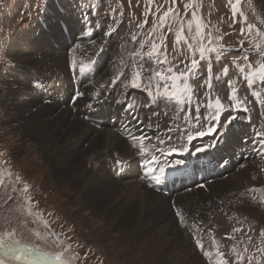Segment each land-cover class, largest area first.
I'll use <instances>...</instances> for the list:
<instances>
[{"label": "rangeland", "instance_id": "rangeland-1", "mask_svg": "<svg viewBox=\"0 0 264 264\" xmlns=\"http://www.w3.org/2000/svg\"><path fill=\"white\" fill-rule=\"evenodd\" d=\"M54 1L0 0V88H8L11 81H13L12 83L18 81L20 84V74L15 77L11 76V73L14 71L18 72L20 69L25 70L23 73H29L31 71H36L40 74L50 72V68L44 64L45 55L43 51H47V48L42 44V40H40V45L38 46L42 49L37 47L35 49V55L27 53V51L32 52L34 49L30 47L29 43H26L27 48L25 43L20 45V47L23 46L22 48H26L27 50L20 55L11 56L9 50L12 43L16 40V35H22L31 28L35 30L37 24L40 26L36 29L35 35L44 36L46 41H48L46 37L47 33L42 32L44 28L42 24L45 22H49L50 24L56 18L59 19L58 14L63 9L59 3L65 2L64 0H58L59 2ZM113 1L116 3L117 8L114 7L110 9V12L114 14L116 20L123 19L131 23L129 24L131 28L128 25L127 28L131 30L132 34L128 36L127 34H129V31H126L127 34L124 32L122 33L121 42L116 46H112V61L95 82L99 83V85L101 84L100 86L110 88L115 84L113 80L115 76L123 73L128 63L132 66V61L129 60L130 55H133L132 51L144 52L146 50L142 54L145 56L148 51L152 50V45L155 43L161 52L159 58L147 57L145 60L146 69H143L144 65H133L132 68L129 66L126 72V78L120 75L121 79L124 81L121 85L117 86L115 94L123 92L126 98L129 91L127 85L131 86L129 81L131 79V72L134 68L143 70L141 72L143 82L140 83L138 81L139 86L147 87V89L151 90L150 84L156 91V87L160 85V90H163V84L165 82L156 77L154 75L155 72L159 71L164 72L165 75H170L167 72L169 67L177 72L185 71V64L181 63L183 60L180 58L177 59L178 54L183 55L184 53L185 57L190 60L194 55L199 60V42L194 37L197 36V25H200V32L204 34V46L209 49L215 48L216 50L206 53L205 59L199 61L198 72L196 76L189 81L195 90V94L192 95L190 103L184 102L176 111L175 115L167 114L166 116L158 117V119L162 121L161 123L154 119L157 131L153 135L147 137L145 143L153 139L155 144L152 145L155 146V148L163 150L164 153L171 154L166 150L168 148L177 149V153L181 154L183 149H194L191 147L192 140H189L188 136H200L197 134L198 132L209 134V128L215 130L211 132L212 134H217L216 128L213 127L215 125L213 118L217 117V109L215 106L211 108L207 107L209 102L213 105L215 103L211 101V97L214 96V93L218 96H222L226 93L230 96V99L226 103L229 104L238 101L239 97L245 96L244 92H241L236 94V99H233L231 97L233 90L236 92L237 88L233 86L230 92L222 91L219 83L222 82L224 85L229 80L227 85H231L238 80V78H234V74L240 75L246 73L249 63L255 68L258 67L260 63L264 62V35H260V33H264V20L261 19L260 15L254 9L257 1V6L264 14V4L262 1L256 0L255 3L252 0H239V3H237V0ZM87 7L89 8V6ZM65 8L66 6L64 9ZM169 8H172L173 11L169 14L167 23L163 24L161 23V17ZM243 8H245V10L250 9L248 12L256 24V27L252 30L254 33H249L248 29L241 35L238 34L239 31L236 32L237 21L242 17L241 10ZM228 10H236L234 12V17ZM103 11H105V9H103ZM53 12H55V14L51 17ZM193 12L196 14L195 19L192 15ZM91 13L92 18H95L99 12L92 9ZM47 16H49V18L51 17L48 22L47 20L49 18L46 19ZM226 16L231 18V25H226V20L224 19ZM262 18L264 19V15ZM34 21L35 24L30 28ZM145 21H147V23H144ZM190 21L193 22L192 28L194 32L187 33L184 31L183 35L187 37V39L177 42L176 35L180 32L181 26H183L185 30H189ZM206 25L209 28H207ZM256 28L260 30V33L256 31ZM34 30L32 33H35ZM247 31L248 33H245ZM133 36L136 37L135 40L132 39ZM209 40L212 41L211 44L208 43ZM98 41L99 42L92 43L84 48L85 50L82 52L74 48V50L70 52L71 56L67 54V63L64 62L63 65H67L68 70L73 67V61H75L76 65L79 67L85 65V58H88L86 59L87 61L91 60L94 55L98 54L104 43L111 42L107 37H103ZM46 43L50 44L52 47L55 46L51 42ZM256 45L260 46L259 50L255 47ZM104 48H109L108 44L104 46ZM60 51H63L62 47H60ZM64 52L65 51H63V53ZM228 53L232 54L234 58H227ZM245 57H248V59H245ZM164 60H167V63H164ZM190 60L187 62L189 66ZM202 62L207 64H200ZM38 64H41V66L38 70H34L38 67ZM238 65L245 68L244 73L239 71ZM225 67L228 68L227 75L223 72ZM99 81L103 82L100 83ZM209 82L211 83L210 89L208 87ZM28 83H31L30 79H28ZM33 86L36 87L34 84ZM196 88L201 90H196ZM38 93L39 91L35 90L27 94L29 96H36ZM81 93L83 95H80V99L74 107L67 105L69 123L67 122L65 127L72 124V122H79L81 123L80 125L85 123L79 118L78 112L82 110L87 111L90 104V91L83 88ZM0 95L3 96L1 90ZM127 98H129V96H127ZM136 99L140 101L143 100L144 103L138 104L134 102ZM48 101V98L43 97L38 102V105L42 107V105ZM131 101L134 105L146 106L148 104L147 94L145 98L133 95ZM229 107H232V105H229ZM253 107L255 109L254 103L251 105L249 110L250 113L253 112ZM5 115V112L0 109V234L2 236L7 234V245L11 247L15 246L16 249L22 248L23 255L18 252L20 257L19 260H17L8 255H4L0 251V259H3L5 264H46L47 261L44 255H47L56 261H67L68 264H133L130 260V252L127 251L125 245L121 244L122 246H120V243L115 244L117 239L108 240L111 238L112 234L106 238V240H100L98 238L95 230L101 227L102 223L99 224L95 222L92 216H87L88 213L83 215L82 212L76 211L79 206H77V208L75 206H70L72 195L67 193V188L60 187V185L57 186L56 179L54 176H50L49 165L46 161H43L44 159L40 151L34 148L35 146H32V144L27 146V143L24 142L27 140L22 139L19 134L15 136V134L12 133V128H15V126H11ZM205 116H208L206 120L204 119ZM154 117L157 116L150 115L149 119ZM196 117H198V119ZM111 132L112 131L109 129L105 131V133L110 136ZM222 132L223 130L221 133ZM94 134L98 135L97 131L90 128L89 136L94 137ZM165 134H167L166 137H164ZM105 136L106 135H104V142H106ZM159 138L163 143H167L166 140H174L176 143L170 146L159 147ZM22 140L24 142L23 147L26 151H22L20 154L15 153L14 148L20 145ZM124 143L127 148L125 149L126 151L122 153H120L118 148L113 149L116 144L113 145L110 143L109 145L105 144L100 150L96 151V153L92 152L86 154L84 162L87 170L92 168L96 169L99 166L107 164L112 170V162H114L115 166H123L125 162L129 164L130 157H134L142 152L138 140L129 138L125 139ZM134 143H136V145H134ZM88 145L90 146L91 143H87L86 147H83V152ZM148 148H150V146H145V151ZM132 165L131 160V166ZM135 165H137V163L133 165V168H137ZM243 165L251 164L246 162ZM123 179L128 186H132L130 182L135 181L126 177ZM230 180L231 178L217 179L205 183L204 187L209 191L211 186L219 183L215 189L220 194L223 192L221 201L224 199H231L230 194L235 195L236 189L242 188V185L230 182ZM256 181L258 184L261 182L259 174L256 175ZM25 185H27L28 188L27 192L24 191ZM147 190L145 194L153 195L155 193L153 190ZM249 190L250 189L247 190L249 198L248 203L257 206V194H252ZM198 194H195V196ZM185 197L177 201L175 209H171L175 223H181L177 211L183 215L188 202L193 200L190 196ZM162 202H165L168 205L167 208L170 209L166 199H162ZM232 203L234 202L226 203L229 208L222 206L218 210V206L214 207L213 212L212 210L209 211L207 214L208 216L218 210L212 218L204 219L205 226L200 228L201 232H191L176 224L173 228L180 234L183 240L185 239L184 241H187L188 245L198 250L201 256L204 255L205 259H212L217 255V252L223 254L222 257L219 256L218 261L210 260L208 262L209 264H218L221 259L226 260L228 264H264V253H262L264 249L253 248V245L256 244L264 246V236H261L264 225L260 222V219L251 215L249 212L241 213V215L240 213H236L235 210L230 208ZM236 207H239V205ZM252 210L254 214L258 213V209L255 208ZM188 212L191 214L194 210L192 209V211ZM199 214L202 218L206 216L204 210H201ZM183 218L186 219L184 215ZM182 229L185 232H182ZM236 229H240V231H236ZM230 232H232L233 235H231ZM37 233H39V235H37ZM203 236L205 237L204 239L202 238ZM229 238L232 239L228 240ZM16 241H18L19 244H16ZM197 241H200L204 245L203 251L197 245ZM238 248H242L243 250L247 248L246 255L248 257L240 259ZM205 252L210 253V255L206 256L204 254Z\"/></svg>", "mask_w": 264, "mask_h": 264}, {"label": "bare ground", "instance_id": "bare-ground-1", "mask_svg": "<svg viewBox=\"0 0 264 264\" xmlns=\"http://www.w3.org/2000/svg\"><path fill=\"white\" fill-rule=\"evenodd\" d=\"M252 1L255 3L256 0ZM261 1L264 4V0ZM54 2L59 1L56 0ZM257 4L256 1L254 9L260 15L261 19L264 20L262 18L264 14ZM249 10L250 9L245 10V8H243L241 10L242 17L237 21L236 32L239 31L238 34L240 35L247 29L249 31V25L254 26L252 30L256 27L255 22L250 17ZM228 11L233 14L234 17V12L236 10ZM54 14L55 12L52 13L51 17L54 16ZM63 14V11H60L58 14L59 18H62ZM224 19L226 20V25H231L232 20L230 17L226 16ZM34 24L35 21L30 28L33 27ZM39 26L40 25L37 24L36 29H38ZM206 27L209 28L207 25ZM56 28L57 25L54 23L51 30L55 31ZM36 29L34 30L31 28L30 30L28 29V31H23L24 33L21 32L23 33L22 35H16V40L14 39L15 42L12 43L9 53L11 56L20 55L24 53V51H27L26 43H29L30 47L34 49L32 52L27 51V53L35 55V49L40 45V40H42V44L47 48V51H43L45 55L44 64L50 68V72L42 74L36 71L23 73L25 70L20 69L18 72L14 71L11 73L12 77L19 76L20 74V80L22 81L19 80L20 84L18 81H15L14 83L11 81L8 88H0L1 94L4 96L0 95V109L5 112V117H7L6 119L9 120L11 126H15V128H12V133L15 134V136H18L19 134L22 139L27 140L24 141L27 143V146L31 144L32 146H35L34 148L40 151L42 158L44 159L42 160L46 161L49 165V174L50 176H54L57 186L60 185V187L67 188V193L72 195L70 206H75L76 208L79 206L76 211L82 212L83 215L88 213L87 216H92L95 222L99 224L102 223L101 227L95 230L100 240H106V238L112 234L111 238L108 240L117 239L115 244L120 243V246L125 245L127 251L130 252L131 259H129L133 264H209L208 262L210 260L218 261L219 256L216 255L210 260L205 259L204 255L201 256L198 250L188 245L187 241H184L185 239L183 240L181 238L180 234L173 228L175 224L191 232H201L200 228L205 226L204 219L212 218L222 206L229 208L227 207V202H234L231 204L230 208L235 210L236 213H240L241 215V213L249 212L251 215L260 219V222L264 225V171H261L257 164H252L251 162H249L251 165H242L226 178H222H231L230 182L242 185V188L236 189L235 195L230 194L231 199H224L222 201L221 198L223 192L220 194L215 189L219 183L211 186L209 191L203 186L193 189L192 191H181L180 193L167 197L150 188L143 177L142 179L138 178L137 180L130 182L132 186H128V184H125L123 178L120 179L114 175L113 170L108 167V164L99 166L96 169L92 168L87 170L84 162L86 154L92 152L96 153V151L100 150L105 144L109 145L110 143L113 145L116 144L113 149L118 148L120 153H122L126 151L125 149L127 148L124 143L125 139L116 135L113 131L110 133V136L105 133L107 129L97 130L89 126L86 122L83 125H80L81 123L79 122H72V124L65 127V124H67V122L69 123L67 105L62 106L61 104L53 103L49 99L47 102L48 104L44 103L41 107V105H38V102L43 98L40 93L36 96H29L27 94L28 92L38 90L37 87L33 86L32 82L28 83L31 74L38 75L45 80L58 78L60 75L67 73V65H63V63H67V54L71 56L70 53H63V51L59 52L50 47V44L46 43L50 42L49 40L46 41L44 36L35 35ZM33 30L35 33H32ZM252 30L249 33H254ZM126 31L130 32V29L126 28L124 33H126ZM184 31L187 33H193L194 29L192 28L191 31L184 29ZM248 31L245 33H248ZM42 32H45L44 28ZM131 34L132 32L127 35L131 36ZM23 43H25V49L22 48L23 46L20 47ZM89 45L91 44L84 43L77 45L75 48L82 52L85 50L84 48ZM95 57L96 55H94L91 60ZM178 58L186 63L190 60L185 57L184 53L183 55L178 54L177 59ZM86 59L88 58L84 59L85 65L91 61H87ZM40 66L41 64H38V67L34 70H38ZM99 82L102 83L103 81ZM100 85L99 83L94 82L93 84L84 87V89L90 91V104L87 110L91 109L93 104L99 99L98 96L100 94H109L108 92L110 88ZM115 95H120L121 100L125 99L123 92ZM251 114L252 118L260 121L264 126V113L263 116H261L253 107V112ZM224 126L225 124L219 127L218 130L220 133ZM90 128L96 130L98 135L94 134V137H90ZM104 135H106V142H104ZM87 137L90 138L88 139ZM24 142L22 140V143L14 148L15 153L20 154V152L26 151L23 147ZM87 143H91V145H88L83 152L82 149L83 147H86ZM143 144L144 148L139 154H142L145 151V146L155 148V146L152 145L155 144L153 139H150L149 142L146 141V143L144 140ZM134 145H136V143H134ZM188 151L189 150L187 149H183L181 154ZM139 154L134 157L129 156L133 165L137 163ZM135 166L137 167V165ZM258 174L261 178L259 184L256 181V175ZM147 189L153 190L155 193L153 195L145 194ZM248 189H250L249 192L252 194H257V206L248 203ZM251 189H256V191H251ZM195 194L198 195L195 196ZM185 196H190L193 199L188 202L187 207L184 210L183 215L186 219H184L183 223L178 221V223H175L171 209H175L177 201H180ZM162 199L167 200L170 209L167 208L168 205L165 202H162ZM237 205H239V207H236ZM218 206L219 208L217 211L210 216L207 215L209 211L212 210L213 212L214 207ZM255 208L258 209V213L256 214H254L252 210ZM192 209L194 212L190 214L188 211H192ZM201 210H204L206 214L203 218L199 214ZM182 232L185 231L182 229ZM230 234L233 235L232 232H230ZM202 238L204 239L205 237L203 236ZM230 239L232 238H229L228 240ZM253 248L264 249V246L256 244L253 245ZM246 249L243 250L242 248H238L239 257H248L246 255Z\"/></svg>", "mask_w": 264, "mask_h": 264}, {"label": "snow or ice", "instance_id": "snow-or-ice-1", "mask_svg": "<svg viewBox=\"0 0 264 264\" xmlns=\"http://www.w3.org/2000/svg\"><path fill=\"white\" fill-rule=\"evenodd\" d=\"M237 3H239V0H237ZM172 11H173V9L169 8L167 11L164 12L163 16L161 17V23H163V24L167 23V18L169 17V14L172 13ZM192 15H193V18L195 19V16H196L195 12H193ZM144 23H147V21H145ZM141 27H142V25H141ZM253 27H254L253 25H249L248 26L249 32H251ZM191 30H192V23L190 21L189 22V31H191ZM196 31H197V36L194 37V38L197 39L198 42H199V48H198L199 60L193 55V57L190 60V66H189L188 63H186L184 61H181V63L185 64V68H186L185 71H178L177 72V71H174L173 68L169 67L167 69V72L170 75H165L164 72H159V71L155 72L154 75L156 77H158L160 80L165 82L163 84V92L162 93H161V90H160L161 86L158 85L156 87L157 95L162 96L165 99L175 100L178 103H183V102H189L190 103L192 95L195 94V90L193 88V85L191 83H189V81L192 80L196 76V74L198 72L199 61L205 59L206 53H209L211 51H215L216 50L215 48L209 49V48H206L204 46V44H203V36H204V34L200 32V25H197ZM256 31L258 33H260L259 29H256ZM183 32H184V28H183V26H181L180 32L176 35L177 42H180L181 40H186L187 39V37H185L183 35ZM106 35H111V33L110 32L106 33ZM260 35H264V33H260ZM132 39L135 40L136 37L133 36ZM208 43L211 44L212 41L209 40ZM142 47H143V45H142ZM255 47L257 48V50H259L260 46L256 45ZM137 55H139V54H137ZM146 55L149 58H153V57L159 58V56L161 55V52L159 51L158 46L155 43H153L152 50L148 51L146 53ZM245 59H248V57H245ZM163 62L167 63V60H164ZM76 66H77L76 62L73 61V68L75 69ZM238 67H239V71L241 73L245 72V68L244 67H240L239 65H238ZM248 67H249V71L244 76V79L247 81L249 86H253L257 82H259L261 84H264V62L260 63L259 66L255 67V68L252 67L251 63H249ZM81 71H83V66H81ZM223 72H224L225 75H227L228 74V68L225 67L223 69ZM120 75L122 76L123 73H120ZM138 81L140 83H142L143 82V77L141 75V69L135 68L131 72V79H130L129 83L132 86L137 87V86H139ZM208 87H209V89L211 88V83L210 82L208 83ZM77 95L79 96V95H83V94L82 93H78ZM148 95L150 97H152L153 99L156 98L155 96H153L152 91H149ZM255 95L259 96V93H255ZM232 98L236 99L235 90H233ZM213 106H215V108L217 109V117H218L219 110L223 107L222 101L220 100L219 97H216L214 105L211 102H209V104L207 105V107H209V108H211ZM237 106H239V101H237ZM246 110L247 109H245V111ZM196 118L198 119V117H196ZM214 131L215 130L213 128H209L208 129V132H210V133L214 132ZM197 134L200 135V136L205 135L204 132H198ZM217 135H218V133H217ZM145 139H147V138L143 137V136L134 137V140H138L140 142V147H141L142 150L144 148L143 141ZM188 139L192 140L193 137L192 136H188ZM214 146H215L214 144H209L207 146L197 147L196 151L197 152H203L207 148H211V147H214ZM151 171H153V170L149 169V172H151ZM162 171H163V169H161V172ZM152 178L154 180H157V182H159V177L153 176ZM27 190H28L27 185H25L24 191L27 192ZM251 191H256V189H251ZM177 215L180 216L181 223H183L184 222L183 215L179 211H177ZM236 231H240V229H236ZM37 235H39V233H37ZM261 236H264V230L261 231ZM15 243L19 244L18 241H16ZM197 245L203 251L204 245L200 241H197ZM0 247H6V248L9 249V251H17L21 255H23V249L22 248L13 249V248H11V246L6 245L3 240H0ZM204 254L206 256L210 255V253H208V252H205ZM217 255L221 256V257L223 256V254L219 253V252H217ZM240 259H242V258H240ZM0 264H5V261L3 259H0ZM64 264H68V262L65 261ZM218 264H228V262L226 260H224V259H221L218 262Z\"/></svg>", "mask_w": 264, "mask_h": 264}, {"label": "water", "instance_id": "water-1", "mask_svg": "<svg viewBox=\"0 0 264 264\" xmlns=\"http://www.w3.org/2000/svg\"><path fill=\"white\" fill-rule=\"evenodd\" d=\"M0 249H1L4 253L9 254L10 256H13V257H14V256L16 255L14 252H11V251L7 250V248H5V247H0Z\"/></svg>", "mask_w": 264, "mask_h": 264}, {"label": "trees", "instance_id": "trees-1", "mask_svg": "<svg viewBox=\"0 0 264 264\" xmlns=\"http://www.w3.org/2000/svg\"><path fill=\"white\" fill-rule=\"evenodd\" d=\"M1 228V227H0ZM7 235V234H6Z\"/></svg>", "mask_w": 264, "mask_h": 264}]
</instances>
